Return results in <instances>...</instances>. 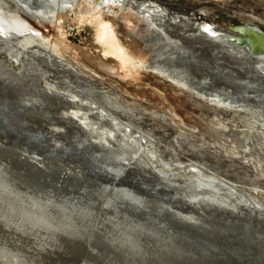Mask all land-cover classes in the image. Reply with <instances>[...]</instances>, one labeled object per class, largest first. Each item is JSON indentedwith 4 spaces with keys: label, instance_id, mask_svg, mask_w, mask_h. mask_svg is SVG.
<instances>
[{
    "label": "rangeland",
    "instance_id": "1",
    "mask_svg": "<svg viewBox=\"0 0 264 264\" xmlns=\"http://www.w3.org/2000/svg\"><path fill=\"white\" fill-rule=\"evenodd\" d=\"M34 2H36V0ZM40 2L41 1H39V3ZM127 2L137 5H146L148 7H158L166 15V26H164V32L168 29L165 32L166 36L160 43L159 41L158 43L155 41L156 45L149 50L150 54L148 53V47L153 45L154 42H151L148 36H146L147 39L145 38V40H143L142 36L137 34L136 29L131 31L126 30L128 35L125 36L123 35L125 34V30L123 34L121 32L124 37V44L135 56L143 57L145 55V57H149V59L153 57L155 60H153L152 64L164 67L168 69L170 74H175L180 78H184V80L188 82V85L193 88L194 92L207 93L210 95L214 94V96L216 94V96L224 100L227 99L228 102L234 104V107L226 109L225 106H223L225 111L219 108L217 109L215 104L210 100H205V102L203 97H198L196 93L193 95V92H191L192 90L188 89L192 94L191 96L187 89L185 90L181 86L156 74L146 73V71H132L127 68L128 70H126L125 73L126 79L106 71L105 68L116 63V61L112 58L103 57V47L97 43L94 25L86 21L80 22L77 14L78 9H76L75 12H69L66 17L63 18L61 28L54 27V31H52L54 37L50 41L51 43H45L38 38L37 40L38 42L41 41L42 45L52 44L51 48L57 54L81 67L82 71L85 72V77L82 76V78L80 77L74 79V81L65 83L63 80L65 76H49V73L57 70V66L47 61L44 63V57H39L41 59L40 61L39 58L36 59L31 55V57L27 56V45H24V47L23 45L17 47L11 52V43L10 45L5 44L3 45L4 48L2 51H0V164H2L3 167H5V164L6 167L8 166L10 169L13 168V173L16 172L14 174L17 175V178L23 177L22 175L20 176L21 173L27 176L30 175V171L26 173L29 168L25 166L26 169L23 163H27L31 168L41 166V164L36 163V160L33 159L35 154H38L41 158L43 157L41 160L42 163H48L49 159H55L51 160L52 162L49 161L56 165L54 166L55 171L51 170L50 173H53V177L57 174L56 169L59 171L71 167L70 169L73 170V173L75 172V175L64 172L66 173V177L64 178L66 181L63 180V184H56V186L59 185L58 188L55 186L56 179L49 177L50 179L48 178L45 180L43 177L41 178V176H36L38 174L34 173L35 171L33 170L31 176L33 175L32 177L37 179L38 183L35 179V181L33 180L32 182L39 186L43 185L45 187V192L49 193H45L47 194L45 195L43 194L44 192L41 191L42 194H40V196H42L43 199L48 198L49 200H55V198H58L61 194L62 197L60 196L59 200H56V202L58 201L57 204H61L60 207L63 205L67 208L70 207L69 209L71 210L74 209L75 216H80V214H83L85 211L89 212L90 216H88L90 218L85 220V223L88 222L89 232L93 236L106 232V234H109L106 236L110 237L114 236L115 233V235H121L122 233L124 235V233L132 231L143 236H141L143 239L140 241L144 244L143 246H147L146 242H150L149 245L151 244V247H149L152 249L161 246V244L164 245L166 242H174L177 246L179 245L180 248L182 245H187L188 251H191L189 254H192V256L196 258V254H198V258L200 257L199 259L203 261L205 259L204 257H209L206 260L218 261L220 259H225L228 264H264V252H262L264 251V159L261 157V153H264V150H262L264 149V77L261 76V73H258L262 72L264 74V62L259 59L250 60V58L247 57H242L244 60L242 59L240 62L231 56L227 57L225 55L226 53L223 54L221 52L222 49L227 50V47L223 48L218 40L211 37L209 38L203 33L206 27L205 25L208 23L211 24V27H223L228 30L230 26L242 25L245 26L244 28H252L264 33V0H127ZM176 21L177 23H173ZM112 22L116 24L115 20H112ZM50 26L51 25L45 23L46 29L52 28ZM172 26H176V31L174 33L170 31ZM208 27L210 26L207 25V28ZM43 28L44 26H42V29ZM197 31L204 34L206 38H203L205 36L199 37L197 35L199 32ZM118 33L120 34V32ZM194 33L197 37L195 35L193 37ZM178 34L180 35L178 36ZM186 35L190 36L187 37ZM199 39L204 41V44H208L209 47H201L202 43L198 41ZM8 47L10 49H8ZM20 51L22 55L26 52L23 55L26 57L27 61L25 64L21 57L18 56L21 55ZM28 54H30V52ZM14 55H17L19 59ZM34 58L36 60H34ZM44 69H47V72L44 71ZM253 70L257 71L254 72ZM36 75L40 76L38 77ZM261 77H263V79ZM88 78L90 80H88ZM84 79L87 80L86 84V80ZM75 80H79L77 82L78 85ZM50 82L52 85H55L53 86L56 90L60 89L63 91L65 88V92L69 90L67 93L69 96H77V93H79L80 96L86 97V100L77 96L76 98H78L79 101L72 105L71 102L68 103L63 97L50 91ZM100 82V86L104 83L103 85L109 84L111 88H114L113 90L117 89L128 104L133 106L138 105L140 108L143 106L149 115L144 117L143 114L137 116L135 113L137 117L132 118L128 112L121 109H111L108 113L103 112V115L99 113L97 109H88L89 105L95 106L96 104H100L103 106L105 103L106 99L103 97L106 96L99 93L100 90H102L98 84ZM79 84L82 87H80ZM83 84L87 87L85 92L81 91L83 87L85 89ZM173 84H175V86ZM43 87L45 89L41 91ZM191 98L192 100H190ZM97 99L100 102L104 100L103 104L98 102ZM208 101L211 102V105ZM216 109L223 111L221 115H219L221 120L213 118L212 121L209 117L213 115ZM83 113L87 116L86 119H80L79 115ZM160 113L165 115L168 114L167 117L170 122L168 121V123L160 117H153ZM109 114L110 116L108 117L107 115ZM92 115L95 116L97 120L90 119ZM203 119H206V123L208 120V125L211 124L209 127L213 128L219 135L216 134L217 136H215L214 133L208 132L201 122L204 121ZM115 121L122 123L120 125L115 124ZM125 123H129L130 127ZM122 124L124 127H120ZM230 128L233 130V133ZM124 129H127V132ZM54 130L56 131L53 132ZM106 132H112L114 134L111 133L113 136L110 134L108 135H110V139L116 145H114V143H104L105 138L108 137H105ZM114 132H117L118 135ZM226 132L231 133V135L233 134V138L236 137L243 141L244 146H238V143L232 139V136L227 138ZM234 132L237 133L235 134ZM96 133L98 138H93L92 135ZM131 134L136 135L134 137ZM50 142H52V144ZM258 145H260V147ZM49 146L53 148L50 149ZM253 146L256 147V150H254L255 148ZM120 148H123V150H120ZM257 148L262 149L260 150ZM68 150L74 151V153ZM135 150L139 153L135 155L136 157L125 159L128 155L127 153L135 154ZM11 151L15 153L16 151L23 152V157L29 158L31 162L30 160L26 161L25 159H21L23 161V163H21L22 161L20 159L17 160L11 157L13 156V152ZM27 151L30 153L28 154ZM241 155H243V158H241ZM244 156L245 158L247 157L245 160ZM248 158L251 159L247 160ZM113 159H115V161ZM116 159H118V161ZM111 161H113V163ZM143 161L148 165H143ZM32 164H34V166ZM112 164L115 167L112 166ZM197 164L202 167L195 166ZM14 165H16L17 168L19 166L20 170L19 168H14L16 167ZM116 165H118L119 168ZM110 166L115 169H110ZM121 167L122 169H120ZM106 168H108V171H106ZM161 168L165 174L160 171ZM199 168H202V171ZM199 170L200 173H198ZM113 171L115 172L111 173L113 174L111 175L109 172ZM117 171L119 174L116 173ZM172 171L174 174H171ZM161 175L164 176V178L163 176L161 177L163 179L167 177L164 180L165 182L161 181L163 180L160 178ZM209 176L212 179H210ZM154 178L157 181H154ZM12 179L14 178L12 177L10 179L7 178L6 174L3 175L4 181H10ZM67 179L68 182L73 181L72 179H77L76 182L78 185L77 183L76 185L71 182L68 183ZM41 180L42 183L40 184ZM152 181L155 182V185L157 183L159 185L157 184L155 187ZM52 182L53 184L51 185ZM81 183L83 187L80 188ZM130 183L134 185V187H131L132 185H130ZM229 184L236 186V189L234 187L233 190V188H231L232 186ZM226 185H228L229 189H226ZM73 187H76V189L80 191L78 190L77 192ZM41 188L43 190V187ZM63 190H65V193ZM129 190L131 192H129ZM24 195L26 198L33 197L30 196L31 194H27V192ZM195 196H199L200 199L204 200L200 205L198 204L192 207L189 205V200ZM124 197L127 199L125 198V200ZM225 200H228V203ZM185 202L187 204H185ZM125 208L129 209L125 211ZM141 208H143V210H141ZM188 211L195 214V217L198 218L197 221H199V223L196 224L197 226H194L195 228L193 226L186 227L187 225H183L172 218V214ZM65 214H67V212ZM209 216L211 218H209ZM251 217L253 220L250 219ZM198 224H200V227ZM249 227H252V231ZM172 232L175 233L173 234ZM125 237L128 239V236H124V238ZM243 237H246L245 239L247 242ZM256 240L257 242H254ZM192 241H195V245ZM251 241L254 245H252ZM214 243L216 245H214ZM197 245H200L201 249L199 248L200 246L198 247ZM195 246L197 247L195 248ZM222 246H224L225 249H223L224 247ZM212 248L214 250H212ZM192 250H194L193 253ZM199 250L202 251L200 252ZM245 251L249 252L245 253ZM194 253L196 256H194ZM200 253L202 256H200ZM177 262L183 263L184 261L179 260Z\"/></svg>",
    "mask_w": 264,
    "mask_h": 264
},
{
    "label": "bare ground",
    "instance_id": "2",
    "mask_svg": "<svg viewBox=\"0 0 264 264\" xmlns=\"http://www.w3.org/2000/svg\"><path fill=\"white\" fill-rule=\"evenodd\" d=\"M35 0H0V51H2V49L4 48V46L3 45H5V44H8V45H10V43H11V45H12V50H11V52L12 51H14L15 50V48H17V47H20V46H22L23 45V47H24V45H27V47L26 48H28V53L30 52V54H28L27 53V56H33V57H35L36 59L37 58H39V57H44L45 58V61H44V63L47 61L48 63H52L53 65H55V66H57V70H54V72H52V73H49V76H51V77H55V75L56 76H65L64 77V82L66 83H68V82H71V81H74V79H77V78H82V76H84L85 77V72H83L82 71V69H81V67H79L77 64H75V63H73L72 61H70V60H68V59H66V58H64V57H62L61 55H59V54H57L52 48H51V45L52 44H50V45H42L41 44V41H43V42H45V43H51L50 41L52 40V38L54 37V33H52V31H54V27H58V28H61L62 27V23H63V18H65L66 17V15L69 13V12H72V11H76V9H78V12H77V14H78V20L80 21V22H89L90 24H92V25H94V27H95V30H96V39H97V43L98 44H100L102 47H103V53H102V55H103V57L104 58H112V59H114L115 61H116V63H114V64H112L111 66H109V67H106L105 68V70L106 71H109V72H111V73H113V74H116V75H118L119 77H122V78H124V79H126V76H125V73H126V70H128V69H130V70H132V71H137V70H140V71H146V73L148 72V73H150V74H156V75H158V76H161V77H163L164 79H166V80H168V81H170V82H172V83H175V84H177L178 86H181L182 88H184L185 90L187 89V91H188V89H190V90H192L191 92H193L192 94L194 95V93H196V92H194V90H193V88L192 87H190L189 85H188V82H186L185 80H184V78H180V77H178V76H176L175 74H170L169 72H168V69H165L164 67H161V66H157L156 64L154 65V64H152V62H153V60H155L153 57L152 58H150L149 59V57H145V55L143 56V57H137V56H135L130 50H129V48L124 44V42H123V39H124V37H123V35L125 36V35H128V32H126V30L127 31H131V30H135L136 29V31H137V34L138 35H140V36H142V38H143V40H145V38H146V36H148L150 39L149 40H151V42L153 41L154 43H153V45H150V47H148L149 49H148V53L150 54V52H149V50L150 49H152L153 48V46H155L156 45V43H155V41H157V43H158V41H159V43H160V41H163V39H164V37L166 36L165 35V32L168 30H166L165 32H164V26H166V24H165V21H166V15H165V13L164 12H162V10L161 9H159L158 7H151V6H146V5H137V4H135V3H131V2H127V0H36V2H34ZM39 1H41L40 3H39ZM76 14V15H77ZM70 15V14H69ZM112 20H115L116 22V24H114L113 22H112ZM183 20H185V19H183ZM187 21V20H186ZM45 23L46 24H49V25H51L50 27H52V28H50V29H46L45 28ZM173 23H177V21L176 22H173ZM181 24V23H180ZM185 24V23H184ZM116 25V26H115ZM177 25H179V24H177ZM187 25V24H186ZM207 25L208 24H206L205 26L207 27ZM42 26H44V28L42 29ZM180 26V25H179ZM121 27V28H120ZM169 27V26H168ZM203 28V27H202ZM124 30H125V34H123V32H124ZM196 30H198V29H196ZM170 31H172L173 33L176 31V26H172L171 27V29H170ZM118 32H120V34L118 33ZM121 32H122V34H121ZM197 32H199V31H197ZM241 32H243L244 34H241V33H239V32H236V30H228L227 28H218V27H211V25H210V27H209V31L207 32V31H205L204 30V32L203 33H205V35L207 36V37H211V38H213V39H215V40H218V42L221 44V46H223V48H226L227 47V50L226 49H222V53L224 54V53H226L225 55L228 57V56H231V57H233V58H236V60H238V61H240L241 62V60L243 59L242 57H247V58H250V60L252 59V60H255V59H259V60H261L262 62H264V36H262L264 33H261V32H259V31H257L256 29H252V28H242L241 29ZM264 32V31H263ZM169 33V32H168ZM173 35V34H172ZM180 34H178V36H179ZM194 35H195V33L193 34V37H194ZM199 37L201 36H205L204 34H202L201 32H199L198 34H197ZM187 37H189L190 35H186ZM185 36V37H186ZM196 36V35H195ZM206 36L205 37H203V38H206ZM197 37V36H196ZM29 38H33V39H29ZM37 38L38 39H40L41 41H39L38 42V40H37ZM183 38V37H182ZM247 38H249V39H247ZM147 39V38H146ZM155 39H157V40H155ZM192 39V38H191ZM37 40V41H36ZM248 40V41H247ZM165 41V40H164ZM200 43H202V46L201 47H209V45L208 44H204L203 42L204 41H202V40H198ZM35 42V43H34ZM256 42H259V44H256ZM204 45V46H203ZM14 46H16V47H14ZM220 46V45H219ZM14 47V48H13ZM174 47V46H173ZM198 47V46H197ZM8 49H10L9 47H8ZM7 49V50H8ZM49 49V50H48ZM6 50V49H5ZM10 51V50H9ZM8 51V52H9ZM21 51H23V50H21ZM21 51H20V54H21ZM6 52V51H5ZM25 52V51H24ZM1 53V52H0ZM26 53V52H25ZM24 53V54H25ZM23 54V55H24ZM146 54H147V51H146ZM148 54V55H149ZM222 54V55H223ZM22 54L21 55H18V56H20L21 57V59L24 61V64L27 62L26 61V57H24ZM14 56H16L17 57V55H14ZM30 56V57H31ZM225 56V57H226ZM25 59H24V58ZM224 57V56H223ZM18 58V57H17ZM34 58V60H36ZM19 59V58H18ZM32 59V58H31ZM43 59V58H42ZM14 60V59H13ZM39 60L41 61V59L39 58ZM244 60V59H243ZM258 60V61H259ZM19 61V60H18ZM21 61V60H20ZM42 61V62H43ZM258 61H256V62H258ZM15 62H17V61H15ZM32 62V61H31ZM261 62V63H262ZM19 63V62H18ZM259 63H260V61H259ZM22 64V63H21ZM28 64V63H27ZM38 64V63H37ZM29 65H30V63H29ZM32 65V64H31ZM50 65V64H49ZM45 66H46V64H45ZM25 67V66H24ZM30 67V66H29ZM41 67V66H40ZM54 67V66H53ZM32 68V67H31ZM38 68V67H37ZM128 68V69H127ZM26 69H27V67H26ZM25 69V70H26ZM34 69V68H33ZM42 69V68H41ZM36 70V69H35ZM34 70V71H35ZM27 71V70H26ZM31 71H33V70H31ZM43 71V70H42ZM44 71H46L47 72V69L45 70L44 69ZM53 71V70H52ZM57 73H56V72ZM254 72L255 71H257V70H253ZM48 72H49V69H48ZM250 72V71H249ZM29 73V72H28ZM39 73V72H38ZM41 73H43V72H41ZM61 73H63V74H61ZM145 73V72H144ZM208 73V72H207ZM258 73H261V74H259V75H261V76H263L264 77V74L262 73V72H258ZM43 74H45V73H43ZM256 75H258V74H256ZM36 76H40V75H36ZM206 76V75H205ZM47 77V76H46ZM45 77V78H46ZM263 77H261L262 79H263ZM41 78H42V76H41ZM40 78V79H41ZM44 78V77H43ZM158 78V77H157ZM160 78V77H159ZM209 78V77H208ZM162 79V78H161ZM188 79V78H187ZM54 80V79H53ZM60 80V79H59ZM61 80H62V78H61ZM83 80V79H82ZM84 80H86V79H84ZM88 80H90L89 78H88ZM93 80V79H92ZM57 81V80H56ZM76 81V84H77V82L79 81H77V80H75ZM80 81H81V79H80ZM53 82V81H52ZM61 82V81H60ZM89 82V81H88ZM97 82H99V81H97ZM167 82V81H166ZM51 83V82H50ZM56 83V82H55ZM82 83V82H81ZM84 83V82H83ZM87 83V80H86V82H85V84ZM96 83V82H95ZM99 84V86H100V84H101V82L100 83H98ZM104 83H102V85L100 86L101 88H102V90H100L97 86V88L100 90V94H103L104 96H106V97H103V98H105L106 100H105V103L103 104V102H104V100H103V102H100V101H98V99H97V101L98 102H100V103H102L103 104V106L102 105H98V104H96L95 106H93V105H89V108L88 109H97V110H99V113H101L102 115L104 114L103 112H106V113H108V111L110 112V110L111 109H121V110H125L126 112H128L129 114H130V116L132 117V118H135V117H137V116H141L142 114H143V116L144 117H146L147 115H149L148 113H147V111L145 110V108L143 107V106H141V108L140 107H138V105L137 106H133V105H131V104H128L127 103V101H125V99H124V97H123V95L116 89V90H113L114 88H111V86L108 84V85H103ZM175 84H173L174 86H175ZM202 84H204V83H202ZM54 85V84H53ZM52 85V83L50 84V86H49V89H50V91H53L54 92V94H56V95H59V96H61V97H63V99H66L67 100V102L68 103H72V105H74L77 101H79V99L78 98H76L77 96H80L79 95V93H77V96H75V95H73V96H69L67 93L69 92V90L67 91V92H65L64 90H65V88H64V90L62 91V90H56L55 88H54V86ZM78 85V84H77ZM84 85V84H83ZM88 85V84H87ZM65 86V85H64ZM79 86H80V84H79ZM85 86V89H84V87H83V89L81 90L82 92H85L86 90H87V87H86V85H84ZM58 88H60L59 86H57ZM66 87V86H65ZM80 87H82V86H80ZM79 87V88H80ZM177 87V86H176ZM195 88V87H194ZM45 88L43 87L42 89H41V91H43ZM55 89V90H54ZM61 89H62V87H61ZM184 89H181V90H184ZM190 90L188 91V93H190ZM198 90V89H197ZM196 90V91H197ZM200 90V89H199ZM78 91V90H77ZM76 91V92H77ZM202 91V90H201ZM96 92H97V90H96ZM186 92V91H185ZM206 92V91H205ZM82 94H84V93H82ZM191 94V93H190ZM189 94V95H190ZM192 94H191V96H192ZM197 95H198V97H203V99H204V101L205 100H210L213 104H215V107H217V109L219 108V109H222V110H224L223 109V106H225V108L226 109H228L229 107H234V104H232V103H230V102H228V100L226 99V100H224V99H222V98H220V97H218V96H216V94H215V96H214V94L213 95H210V94H207V93H205V94H203V93H201V92H198V93H196ZM196 95V96H197ZM98 96H100V95H98ZM80 97H82V99H85L86 100V97H83V96H80ZM206 99H205V98ZM218 97V98H217ZM251 97V96H250ZM260 97H261V95H260ZM260 97H258V98H260ZM59 98V97H58ZM88 98V97H87ZM257 98V99H258ZM102 99V98H101ZM88 100V99H87ZM190 100H192V98L190 99ZM250 100V99H249ZM102 101V100H101ZM186 101V100H185ZM253 101V100H252ZM66 102V103H67ZM90 102V101H89ZM93 102V101H92ZM96 102V101H95ZM184 102V101H183ZM187 102V101H186ZM191 102V101H190ZM203 102V101H202ZM206 102V101H205ZM209 102V101H208ZM207 102V103H208ZM211 102H209L210 103V105H211ZM232 102V101H231ZM94 103V102H93ZM236 103V102H235ZM92 104V103H91ZM199 104V103H198ZM204 104V103H203ZM206 104V103H205ZM212 104V105H213ZM202 105V104H201ZM209 105V104H208ZM73 107V106H72ZM143 107V108H142ZM209 107H211V106H209ZM213 107V106H212ZM236 107V106H235ZM74 108H78V107H74ZM167 108V107H166ZM195 108V107H194ZM230 108V109H231ZM236 108H239L238 106L236 107ZM235 108V109H236ZM198 109V108H197ZM200 109V108H199ZM215 110L214 111V113H213V111H212V113H213V115H210V117H209V119L210 120H212L213 118H215V119H219V120H221V118L219 117V115H221V113L223 112L222 110ZM201 110V109H200ZM237 110V109H236ZM139 112V115H138V112ZM204 111V110H203ZM225 111V110H224ZM227 112H229V111H227ZM231 112V111H230ZM137 114V116H136V114ZM202 113V112H201ZM208 113V112H207ZM1 114V113H0ZM4 114V113H3ZM204 114V113H203ZM235 114V113H234ZM112 115V114H111ZM198 115V114H197ZM233 115V114H232ZM3 116V115H2ZM100 116V115H99ZM108 117L110 116V114L109 115H107ZM168 116V114H156V115H154L153 117L154 118H157V117H160V118H162V119H164V120H166V122H168L169 121V118L167 117ZM170 116V115H169ZM79 117H80V119H86L87 118V116L85 115V113H83L82 115H79ZM107 117V118H108ZM197 117V116H196ZM199 117V116H198ZM1 118V117H0ZM90 119H93V120H97V118L95 117V116H93L92 115V117H90ZM99 119V118H98ZM199 119H202V118H199ZM5 120V119H4ZM204 121L206 120V119H203ZM99 121V120H98ZM190 121V120H189ZM194 121H196V120H194ZM199 121V120H198ZM204 121H201L202 122V124L204 125V127H206V130L208 131V132H210V133H214L215 134V136H217V135H219L216 131H214V129L213 128H211V127H209V125L211 126V124H209L208 125V120H207V123H206V121L204 122ZM213 121V120H212ZM216 121V120H215ZM112 122H114V121H112ZM170 122V121H169ZM168 122V123H169ZM200 122V123H201ZM122 122H117V121H115V124H121ZM124 123V122H123ZM127 126H129L130 127V125H129V123H125ZM124 124V125H125ZM196 124V123H195ZM199 125H201V124H199ZM118 126V125H117ZM229 126H231V125H229ZM236 126V125H235ZM120 127H124L123 126V124H122V126H120ZM203 127V126H202ZM214 127V126H213ZM125 128H126V126H125ZM119 130V129H118ZM125 131L127 130V129H124ZM128 130H129V128H128ZM215 130H217V129H215ZM230 130H232L231 128H230ZM56 130H54L53 132H55ZM63 131V130H62ZM108 131V130H107ZM58 132V131H57ZM113 132V131H112ZM112 132H106V135H105V137L106 136H108L107 138H105V140H104V143H106V144H110V143H114V142H112V140L110 139V135H112L113 133ZM127 132V131H126ZM131 132V131H130ZM112 133V134H111ZM114 133H116V135H118V133L117 132H114ZM227 133V132H226ZM225 133V134H226ZM232 133H233V130H232ZM235 133V132H234ZM237 133V132H236ZM235 133V134H236ZM62 134V133H61ZM103 134V133H102ZM104 134H105V132H104ZM108 134H110V135H108ZM122 134V133H121ZM124 134H125V132H124ZM217 134V135H216ZM114 135V134H113ZM112 135V136H113ZM130 135V134H129ZM132 136H134L135 137V135H133V134H131ZM233 135V134H232ZM231 135V133H227L226 134V137L228 138V137H230V136H232ZM93 136V138H98L97 137V133L96 134H93L92 135ZM104 136V135H103ZM125 136V135H124ZM126 136H127V134H126ZM221 136V135H220ZM236 136V135H235ZM119 137V136H118ZM117 137V138H118ZM128 137V136H127ZM212 137H213V135H212ZM224 137V136H223ZM222 137V138H223ZM54 138V137H53ZM104 138V137H103ZM113 138V137H112ZM218 138V137H217ZM242 138V137H241ZM39 139V138H38ZM102 139V138H101ZM121 139V138H120ZM219 139V138H218ZM231 139V138H230ZM232 139L233 140H235L237 143H238V146H241V147H243L244 146V143H243V141H241L240 139H238V138H236V137H234L233 138V136H232ZM257 139V138H256ZM219 140H221V139H219ZM229 140V139H228ZM243 140V139H242ZM51 141V140H50ZM53 141H54V139H53ZM124 141V140H123ZM225 141V140H224ZM59 142V141H58ZM57 142V143H58ZM120 142V141H119ZM125 142V141H124ZM226 142V141H225ZM259 142V141H258ZM45 143V142H44ZM51 144H52V142H50ZM61 143V142H60ZM231 143H232V141H231ZM230 143V144H231ZM260 143H262V142H260ZM55 144V143H54ZM252 144V143H251ZM256 144H258V143H256ZM255 144V145H256ZM114 145H116L115 143H114ZM246 145V144H245ZM252 145H254V144H252ZM25 146V145H24ZM103 146H104V144H103ZM105 146H107V145H105ZM110 146V145H109ZM120 146V145H119ZM229 146V145H228ZM237 146V145H236ZM259 147H260V145H258ZM257 146V147H258ZM262 146V145H261ZM263 146H264V144H263ZM50 147V146H49ZM77 147V146H76ZM89 147V146H88ZM111 147H112V145H111ZM121 147V146H120ZM124 147V146H123ZM230 147V146H229ZM254 147V146H253ZM252 147V148H253ZM20 148V147H19ZM22 148V147H21ZM25 148V147H24ZM23 148V149H24ZM53 148V147H52ZM51 147H50V149H52ZM126 148V147H125ZM124 148V149H125ZM255 149L254 150H256V147H254ZM23 149H21V150H23ZM66 149V148H65ZM104 149V148H103ZM102 149V150H103ZM240 149V148H239ZM249 149V148H248ZM257 149H260V148H257ZM262 149V148H261ZM260 149V150H261ZM48 150V149H47ZM101 150V149H100ZM120 150H123V148L121 149L120 148ZM126 150V149H125ZM129 150H130V148H129ZM231 150V149H230ZM229 150V151H230ZM262 150H264V149H262ZM68 151H71V150H68ZM128 151V150H127ZM133 151V150H132ZM237 151V150H236ZM8 152V151H7ZM11 152H13V151H11ZM11 152H9V153H11ZM28 152V151H27ZM27 152H26V154H27ZM30 152H31V150H30ZM30 152H28V154L30 153ZM35 152V151H34ZM71 152H73L74 153V151H71ZM76 152V151H75ZM129 152V151H128ZM252 152V151H251ZM259 152V151H258ZM22 153L23 152H17L16 151V153L15 152H13V156H11V157H14L15 159H25L26 161L27 160H30L29 158H26V157H23V155H22ZM32 153V152H31ZM116 153V152H115ZM134 153L135 154H129V153H127L128 155H127V157H125V159L126 158H134V157H136L135 155H137V154H139L136 150L134 151ZM239 153H240V150H239ZM243 153V152H242ZM256 153V152H255ZM24 154H25V151H24ZM83 154V153H82ZM111 154V153H110ZM1 155V154H0ZM6 155V154H5ZM10 155V154H9ZM257 155H259V154H257ZM112 156V155H111ZM117 156V155H116ZM119 156H121V155H119ZM143 156V155H142ZM155 156V155H154ZM242 156V157H241ZM240 157L241 158H243V155H241ZM246 156V155H245ZM245 156H244V160L247 158H245ZM51 157V156H50ZM124 157V156H123ZM146 157V156H145ZM156 157V156H155ZM261 157L264 159V153H261ZM2 158V157H1ZM8 158H10V157H8ZM43 158V157H42ZM42 158L38 155V154H35L34 156H33V159L34 160H36V163H38V164H41V166L40 167H37L36 166V168H31L30 166H28V164L27 163H23V161L21 162V163H23L24 164V167L25 166H27V168H29V169H27L26 167V169H27V172L26 173H29V171H30V176H31V174H32V170L33 171H35L34 173H37L38 175H36V176H41V178L43 177L45 180H47L49 177L50 178H54V179H56V183H55V186H56V184H63V182L64 181H66V180H64V178L66 177V173H64V172H68V173H70V174H73V175H75V172L73 173V170H71L69 167L68 168H64V169H62V170H57L56 169V173L58 174H56V176L55 177H53L54 175H53V173L52 174H50L51 173V170L52 171H55V169H54V166H56L55 164H53V163H51L52 161L51 160H55V159H49L48 160V163H42ZM113 158V157H112ZM118 158V157H117ZM240 158V159H241ZM252 158V157H251ZM251 158H248L247 160H250ZM5 159V158H4ZM139 159V158H138ZM239 159V160H240ZM3 160V159H2ZM44 160V159H43ZM62 160V159H61ZM103 160V159H102ZM114 161H115V159H113ZM117 161H118V159H116ZM137 160V159H136ZM147 160V159H146ZM242 160V159H241ZM240 160V161H241ZM252 160H253V158H252ZM251 160V161H252ZM45 161V160H44ZM47 161V160H46ZM49 161H51V162H49ZM98 161V160H97ZM108 161V160H107ZM151 161V160H150ZM254 161V160H253ZM16 162V161H15ZM25 162V161H24ZM30 162H31V160H30ZM92 162H93V160H92ZM112 163H113V161H111ZM130 162V161H129ZM133 162H135V161H133ZM132 162V163H133ZM137 162V161H136ZM148 162V161H147ZM146 162V163H147ZM231 162H233V161H231ZM29 163V162H28ZM55 163V162H54ZM64 163V162H63ZM98 163V162H97ZM110 163V162H109ZM139 163H140V161H139ZM141 163H142V161H141ZM242 163V162H241ZM250 163V162H249ZM254 163V162H253ZM257 163H258V161H257ZM43 164H45V165H43ZM61 164H62V162H61ZM66 164V163H65ZM111 164V163H110ZM129 164V163H128ZM138 164V163H137ZM255 164H256V162H255ZM263 164V163H262ZM2 164H0V166H1ZM30 165H31V163H30ZM33 166H34V164H32ZM53 165V166H52ZM63 165V164H62ZM66 165H68V164H66ZM74 165V164H73ZM97 165V164H96ZM131 165V164H130ZM143 165H146L145 164V161H143ZM148 165V164H147ZM146 165V166H147ZM14 166H16V165H14ZM71 166V165H70ZM112 166H114L113 164H112ZM116 166H118V165H116ZM195 166H197V167H202L201 165H199V164H197V165H195ZM256 166V165H255ZM6 167V166H5ZM8 167V166H7ZM103 167V166H102ZM111 167V166H110ZM115 167V166H114ZM9 168V167H8ZM14 168H17V166L16 167H14ZM18 168H19V166H18ZM17 168V169H18ZM53 168V169H52ZM73 168V167H72ZM104 168V167H103ZM118 168H119V166H118ZM5 169V168H4ZM13 169V168H12ZM22 169H23V167H22ZM101 169V168H100ZM107 170L106 171H108V168H106ZM110 169H113V167H111ZM115 169V168H114ZM113 169V170H114ZM120 169H122V167L120 168ZM120 169H117V170H120ZM147 169V168H146ZM151 169V168H150ZM196 169V168H195ZM200 169V168H199ZM202 169V168H201ZM200 169V170H201ZM204 169V168H203ZM14 170H16V169H14ZM19 170H20V168H19ZM19 170H18V172H19ZM81 170V169H80ZM83 170V169H82ZM103 170V169H102ZM154 170H155V168H154ZM158 170V169H157ZM197 170V169H196ZM200 170L198 171V173H200ZM22 171H24V170H22ZM105 171V170H104ZM159 171V170H158ZM163 174H165V172L162 170V168H161V170H160ZM202 171V170H201ZM86 172V171H85ZM84 172V173H85ZM115 171H113V172H109L110 174L111 173H114ZM121 172V171H120ZM152 172V171H151ZM197 172V171H196ZM14 173H16V172H14ZM55 173V172H54ZM80 173H82V172H80ZM109 173H107V174H109ZM116 173H118V171L116 172ZM115 173V174H116ZM155 173V172H154ZM202 173V172H201ZM20 174V173H19ZM78 174V173H77ZM119 174V173H118ZM151 174V173H150ZM169 174V173H168ZM171 174H174L173 173V171L171 172ZM170 174V175H171ZM176 174V173H175ZM193 174V173H192ZM191 174V175H192ZM195 174V173H194ZM197 174V173H196ZM25 176L26 174H20V176ZM53 175V176H52ZM82 175V174H81ZM86 175V174H85ZM89 175V174H88ZM111 175H113V174H111ZM129 175V174H128ZM154 175V174H153ZM33 176V175H32ZM34 176H35V174H34ZM83 176V175H82ZM115 176V175H114ZM118 176V175H117ZM159 176V175H158ZM163 175H161L160 176V178L162 177ZM215 176H216V174H215ZM14 179H12V180H10V181H4L3 180V175H2V172L0 173V184L2 185V187H5V186H7V188H5L6 190H8V192H7V195H12V197H18L19 198V203H20V205L22 206H24V205H26V203H28L27 205L28 206H25V207H28L29 209H28V211L29 212H32V213H34V214H36V215H33V214H29V215H33L32 217H34L35 219H40V220H44V221H47V219H48V217L50 218L51 216H49V213L52 215V217H54L55 218V220H53L54 221V223H55V225H57L58 227H67V231L69 232V233H72V235H77V233L75 234V232H77V231H79V232H81V234L82 233H84V235L86 236H89V237H91L90 236V233H89V231H90V229H89V225H88V222L87 223H85V220H87V219H89L90 217V213L89 212H87V211H85V212H83V214H80V216H75L74 215V209L73 210H71V209H69V208H67L66 206H61L60 207V205L61 204H57V202H56V200H59V197L61 196V194H60V196L57 198H55V200L54 199H52V200H49L48 198H44L43 199V197L42 196H40V194H41V190H39V194L38 195H35V194H31L30 196H33L32 198H26V196L24 195V194H26V191H20L17 187V182H16V178H17V175H15V176H12ZM19 177V176H18ZM69 177V176H68ZM77 177V176H76ZM85 177V176H84ZM87 177V176H86ZM116 177V176H115ZM139 177V176H138ZM210 177V176H209ZM49 178V179H50ZM159 178V179H160ZM163 178H164V176H163ZM163 178H161V179H163ZM167 178V177H166ZM165 178V179H166ZM200 178V177H199ZM206 178V177H205ZM11 179V178H10ZM22 179V178H21ZM35 179V178H34ZM33 179V180H34ZM112 179V178H111ZM126 179V178H125ZM165 179H163V180H161L162 182L165 180ZM197 179V178H196ZM209 179V178H208ZM210 179H212L211 177H210ZM215 179V178H214ZM216 179H219V178H216ZM221 179V178H220ZM36 180V182H37V179H35ZM34 180V181H35ZM44 180V181H45ZM64 180V181H63ZM73 181H69L68 182V179H67V182L68 183H73V184H75L76 185V180L77 179H72ZM81 180V179H80ZM83 180V179H82ZM93 180V179H92ZM121 180V179H120ZM128 180V179H127ZM126 180V181H127ZM130 180V179H129ZM140 180V179H139ZM154 181H157V180H155V178L153 179ZM191 180V179H190ZM206 180V179H205ZM87 181V180H86ZM114 181V180H113ZM131 181H133V180H131ZM187 181H188V178H187ZM186 181V182H187ZM195 181V180H194ZM212 181V180H211ZM218 181V180H217ZM221 181V180H220ZM51 182V181H50ZM84 182V181H83ZM82 182V183H83ZM88 182H89V180H88ZM140 182V181H139ZM138 182V183H139ZM146 182V181H145ZM153 182V181H152ZM165 182V181H164ZM172 182V181H171ZM182 182H183V180H182ZM207 182H208V180H207ZM38 183V182H37ZM42 183V180H41V182H40V184ZM44 183V182H43ZM82 183L80 184L81 186H80V188L81 187H83L82 186ZM85 183V182H84ZM144 183V182H143ZM149 183V182H148ZM195 183V182H194ZM53 184V182L51 183V185ZM88 184V183H87ZM152 184H154L155 185V182H153ZM151 184V185H152ZM158 184V183H157ZM156 184V185H157ZM168 184H169V182H168ZM202 184V183H201ZM208 184V183H207ZM0 185V186H1ZM37 185V186H36ZM70 185V184H69ZM69 185H66V186H69ZM77 185H78V183H77ZM94 185V184H93ZM130 185H132L131 183H130ZM144 185H147V184H144ZM156 185H155V187H156ZM159 185V184H158ZM161 185V184H160ZM170 185H173V184H170ZM229 185H231L232 187L231 188H233V190H234V187H235V189H236V186H234V185H232V184H229ZM59 186V185H58ZM58 186H56L57 188H58ZM65 186V187H66ZM74 186V185H73ZM164 186H166V185H164ZM197 186H198V184H197ZM209 186V185H208ZM35 187H38L39 189H42L41 187H43V190H44V186L43 185H41V186H39L38 184H36L35 183ZM61 187H62V185H61ZM70 187H72V186H70ZM77 187V186H76ZM76 187H73V189L75 188L76 189ZM131 187H134V185H132ZM136 187V186H135ZM152 187V186H151ZM154 187V188H155ZM159 187H161V186H159ZM158 187V188H159ZM55 188V187H54ZM53 188V189H54ZM63 188H64V186H63ZM67 188V187H66ZM77 188H79V187H77ZM79 188V189H80ZM88 188V187H87ZM89 188H90V185H89ZM92 188V187H91ZM141 188V187H140ZM149 188H150V185H149ZM153 188V187H152ZM165 188V187H164ZM208 188V187H207ZM210 188H211V186H210ZM216 188V187H215ZM215 188H214V190H215ZM220 188V187H219ZM49 189V188H48ZM68 189V188H67ZM78 189V190H79ZM104 189V188H103ZM126 189V188H125ZM145 189V188H144ZM156 189V188H155ZM200 189V188H199ZM198 189V190H199ZM213 189V188H212ZM226 189H229V187H228V185H226ZM77 190V189H76ZM78 190H77V192H78ZM127 190V189H126ZM125 190V191H126ZM154 190V189H153ZM157 190V189H156ZM163 190V189H162ZM196 190V189H195ZM217 190H219V189H217ZM11 191H12V193H11ZM65 190H63V192H64ZM80 191V190H79ZM128 191V190H127ZM137 191V190H136ZM171 191V190H170ZM42 192H44V193H48V192H45V190L44 191H42ZM68 192V191H67ZM90 192V191H89ZM129 192H131L130 190H129ZM238 192V191H237ZM14 193V194H13ZM43 193V194H44ZM54 193V192H53ZM65 193V192H64ZM120 193V192H119ZM124 193V192H123ZM146 193V192H145ZM148 193V192H147ZM217 193V192H216ZM221 193V192H220ZM28 194V193H27ZM49 194V193H48ZM63 194V193H62ZM90 194H91V192H90ZM135 194V193H134ZM139 194V193H138ZM170 194V193H169ZM176 194H177V192H176ZM201 194V193H200ZM204 194V193H203ZM212 194V193H211ZM210 194V195H211ZM224 194V193H223ZM229 194V193H228ZM233 194H234V192H233ZM45 195H47V194H45ZM57 195V194H56ZM125 195V194H124ZM130 195V194H129ZM128 195V196H129ZM168 195V194H167ZM232 195V194H231ZM239 195V194H238ZM28 196V195H27ZM63 196H64V194H63ZM85 196V195H84ZM134 196V195H133ZM142 196V195H141ZM227 196V195H226ZM62 197V196H61ZM127 197V196H126ZM126 197H124V199L126 198ZM185 197V196H184ZM219 197V196H218ZM220 197H222V196H220ZM223 197H225V196H223ZM10 200L12 199V198H10V197H8ZM54 198V197H53ZM64 198V197H63ZM66 198V197H65ZM114 198V197H113ZM112 198V199H113ZM135 198V197H134ZM175 198V197H174ZM182 198V197H181ZM240 198H242V197H240ZM108 199V198H107ZM127 199V198H126ZM125 199V200H126ZM184 199V198H183ZM225 199V198H224ZM228 199V198H227ZM230 199V198H229ZM237 199V198H236ZM106 200V199H105ZM135 200V199H134ZM177 200V199H176ZM181 200V199H180ZM203 200L204 199H200V197L199 196H195V197H193L191 200H189V202L191 203H189V205L190 206H192V207H195L196 205H200L201 203H203ZM231 200H232V198H231ZM240 200V199H239ZM18 201V200H17ZM17 201H15V203H17ZM146 201H148V200H146ZM145 201V202H146ZM226 201V200H225ZM228 201V200H227ZM226 201V202H227ZM236 201V200H235ZM109 202V201H108ZM113 202V201H112ZM116 202V201H115ZM119 202V201H118ZM132 202V201H131ZM134 202H136V201H134ZM151 202V201H150ZM154 202V201H153ZM244 202V201H243ZM60 203V202H59ZM62 203V202H61ZM119 203H121V202H119ZM123 203H124V201H123ZM143 203V202H142ZM147 203V202H146ZM179 203V202H178ZM209 203V202H208ZM207 203V204H208ZM218 203V202H217ZM228 203V202H227ZM236 203V202H235ZM240 203V202H239ZM116 204H118V203H116ZM125 204V203H124ZM123 204V205H124ZM167 204V203H166ZM185 204H187L186 202H185ZM129 205V204H128ZM138 205V204H137ZM142 205V204H141ZM162 205V204H161ZM165 205V204H164ZM172 205H174V204H172ZM182 205V204H181ZM188 205V206H189ZM209 205V204H208ZM241 205V204H240ZM262 205V204H261ZM127 206V205H126ZM125 206V207H126ZM136 206V205H135ZM134 206V207H135ZM143 206V205H142ZM146 206H147V204H146ZM145 206V207H146ZM151 206V205H150ZM189 206V207H190ZM238 206V205H237ZM256 206V205H255ZM76 207V206H75ZM74 207V208H75ZM129 207V206H128ZM133 207V208H134ZM166 207H168V206H166ZM171 207V206H170ZM206 207V206H205ZM205 207H203V208H205ZM79 208V207H78ZM127 208V207H126ZM125 208V211L126 210H128V209H126ZM172 208V207H171ZM184 208H186V207H184ZM48 209H50L48 212H47V210ZM94 209V208H93ZM115 209H116V207H115ZM132 209V208H131ZM130 209V210H131ZM135 209V208H134ZM158 209V208H157ZM163 209H164V207H163ZM169 209V208H168ZM234 209V208H233ZM259 209V208H258ZM62 210H65V211H62ZM69 210V211H68ZM75 210H77V209H75ZM83 210V209H82ZM129 210V211H130ZM136 210V209H135ZM138 210H139V208H138ZM141 210H143V208H141ZM146 210V209H145ZM144 210V211H145ZM165 210V209H164ZM172 210V209H171ZM175 210V209H174ZM178 210V209H177ZM191 210V209H190ZM206 210V209H205ZM208 210V209H207ZM219 210V209H218ZM62 211V212H61ZM121 211V210H120ZM124 211V210H123ZM124 211V212H125ZM132 211H133V209H132ZM158 211V210H157ZM59 212H61V214L59 213ZM67 212V214H65ZM113 212V211H112ZM128 212V211H127ZM126 212V213H127ZM134 212V211H133ZM147 212H148V210H147ZM150 212V211H149ZM172 212V211H171ZM195 212H196V210H195ZM203 212V211H202ZM209 212V211H208ZM256 212V211H255ZM264 212V211H263ZM115 213H116V211H115ZM119 213V212H118ZM120 213H122V212H120ZM132 213V212H131ZM162 213V212H161ZM200 213V212H199ZM53 214H57L56 216H53ZM76 214V213H75ZM123 214V213H122ZM128 214H129V212H128ZM128 214H126V215H128ZM133 214V213H132ZM150 214V213H149ZM177 214H179L180 215V218H182V219H184V220H188V221H193V222H195L196 224L197 223H199V221H197V217H195V214H193L192 212H181V213H177ZM201 214V213H200ZM199 214V215H200ZM204 214H206V213H204ZM213 214V213H212ZM211 214V215H212ZM260 214V213H259ZM89 215V216H88ZM116 215V214H115ZM121 215V214H120ZM124 215V214H123ZM125 215V216H126ZM145 215V214H144ZM147 215V214H146ZM163 215V214H162ZM175 215V214H174ZM132 216V215H131ZM134 216H136V215H134ZM167 216H169V215H167ZM213 216V215H212ZM117 217V216H116ZM121 217H123V216H121ZM120 217V218H121ZM142 217V216H141ZM53 218V219H54ZM125 218V217H124ZM172 218H173V216H172ZM200 218V217H199ZM209 218H211L210 216H209ZM132 219V218H131ZM130 219V220H131ZM165 219V218H164ZM206 219V218H205ZM217 219V218H216ZM250 219H252L253 220V218L251 217ZM118 220H120V219H118ZM135 220V219H134ZM211 220V219H210ZM128 221V220H127ZM143 221V220H142ZM226 221V220H225ZM112 222V221H111ZM124 222V221H123ZM122 222V223H123ZM131 222V221H130ZM162 222V221H161ZM168 222V221H167ZM177 222V221H176ZM205 222V221H204ZM216 222V221H215ZM253 222V221H252ZM114 223V222H113ZM158 223V222H157ZM207 223V222H206ZM212 223H214V222H212ZM242 223V222H241ZM251 223V222H250ZM133 224V223H132ZM159 224V223H158ZM203 224V223H202ZM237 224V223H236ZM245 224H246V222H245ZM248 224V223H247ZM253 224V223H252ZM256 224V223H255ZM258 224V223H257ZM88 225V226H87ZM142 225V224H141ZM199 225V227H200V224H198ZM209 225V224H208ZM215 225V224H214ZM234 225V224H233ZM239 225V224H238ZM242 225V224H241ZM244 225V224H243ZM132 226V225H131ZM130 226V227H131ZM139 226V225H138ZM197 226V225H196ZM221 226V225H220ZM225 226H226V224H225ZM231 226H232V224H231ZM240 226V225H239ZM239 226H237V227H239ZM246 226V225H245ZM250 226V225H249ZM255 226V225H254ZM119 227V226H118ZM123 227V226H122ZM128 227V226H127ZM137 227V226H136ZM163 227V226H162ZM167 227V226H166ZM186 227H188V226H186ZM194 227V226H193ZM192 227V228H193ZM213 227V226H212ZM230 227V226H229ZM243 227V226H242ZM255 227H257V226H255ZM163 228H165V227H163ZM195 228V227H194ZM205 228H207V227H205ZM219 228V227H218ZM221 228V227H220ZM225 228V227H224ZM245 228H247V227H245ZM252 228V227H251ZM251 228L249 227V229L251 230ZM260 228V227H259ZM126 229V228H125ZM175 229V228H174ZM232 229V228H231ZM255 229V228H254ZM74 231V232H72V231ZM104 230V229H103ZM109 230V229H108ZM256 230H257V228H256ZM105 231V230H104ZM174 231V230H173ZM179 231V230H178ZM209 231V230H208ZM226 231H228V230H226ZM233 231V230H232ZM252 231V230H251ZM250 231V232H251ZM78 232V233H79ZM138 232V231H137ZM141 232V231H140ZM221 232V231H220ZM236 232V231H235ZM247 232H248V229H247ZM246 232V233H247ZM254 232V231H253ZM257 232H258V230H257ZM261 232V231H260ZM7 232H2V231H0V260H1V258L3 259V262H1L0 261V264H14V263H16V264H54V262H52V261H49L48 259L49 258H51L50 257V255L48 254V253H46V251L45 250H40L38 247H35V248H33V245H34V242L33 241H28V240H26L25 239V241H22L21 239H19V238H13V236H10V239L11 240H17V242L18 243H14V245H11L12 247H10L9 246V244H8V242H7V238L5 237V235H7L6 234ZM95 233V232H94ZM132 233V234H131ZM173 233V232H172ZM171 233V234H172ZM175 233V232H174ZM173 233V234H174ZM197 233V232H196ZM232 233V232H231ZM238 233V232H237ZM245 233V232H244ZM116 234V233H115ZM114 234V236H110V237H107L109 234H106V232H104V233H99V235L97 234V235H95V237H94V239H95V242L96 241H98V242H100V243H104V244H107V245H109L110 244V246L113 248V250H115V251H117V253H118V255L122 258V259H124V256H125V258L126 259H129V261L130 260H135V258H136V260H137V264H228L227 262H226V260L225 259H220V260H216V261H209V260H206L207 258H209V257H204L205 259H204V261L202 260V259H199L198 258V254H196L197 255V258L196 257H193L192 256V254H189V252H191V251H188V248L186 247L187 245H182V247L180 248V246L178 245H176L174 242H166V243H164V245H162L161 244V246H158L157 248H150L151 246V244L149 245V243L148 242H146V244H147V246H143L144 244H142L140 241H142V235H140V234H137V233H134V232H126V233H124V235H123V233L121 234V235H115ZM170 234V235H171ZM186 234V233H185ZM240 234V233H239ZM107 235V236H106ZM112 235V234H111ZM149 235V234H148ZM225 235V234H224ZM228 235H229V233H228ZM241 235H244V234H241ZM240 235V236H241ZM247 235H248V233H247ZM254 235V234H253ZM258 235V234H257ZM256 235V236H257ZM124 236H128V239L126 240L125 238H124ZM142 236V237H141ZM175 236V235H174ZM188 236V235H187ZM237 236V235H236ZM104 237H106V238H104ZM145 237V236H144ZM172 237V236H171ZM170 237V238H171ZM253 237V236H252ZM252 237H250V238H252ZM255 237V236H254ZM261 237V236H260ZM113 238V239H112ZM164 238H166V237H164ZM242 238V237H241ZM244 238V237H243ZM246 238V237H245ZM244 238V239H245ZM263 238H264V236H263ZM108 239V240H107ZM145 239V238H144ZM148 239V238H147ZM146 239V240H147ZM256 239V238H255ZM260 239V238H259ZM146 240H144V241H146ZM149 240V239H148ZM157 240V239H156ZM159 240V239H158ZM176 240V239H175ZM181 240V239H180ZM192 240V239H191ZM242 240V239H241ZM248 240V239H247ZM250 240V239H249ZM253 240V239H252ZM258 240V239H257ZM257 240L256 241H254V242H257ZM182 241V240H181ZM180 241V242H181ZM229 241V240H228ZM244 241V240H243ZM245 241H246V239H245ZM111 242H114V243H116L115 245L113 244H111ZM152 242V241H151ZM193 242V241H192ZM195 242V241H194ZM194 242H193V244H194ZM247 242V241H246ZM252 242V241H251ZM161 243V242H160ZM211 243V242H210ZM245 243V242H244ZM264 243V242H263ZM262 243V244H263ZM185 244V243H184ZM238 244V243H237ZM259 244V243H258ZM40 245V244H39ZM192 245V244H191ZM195 245V244H194ZM201 245V244H200ZM199 245V246H200ZM214 245H216L215 243H214ZM227 245V244H226ZM245 245V244H244ZM243 245V246H244ZM248 245V244H247ZM252 245H254L253 244V242H252ZM261 245V244H260ZM122 246V247H121ZM150 246V247H149ZM193 246V245H192ZM198 246V245H197ZM197 246H195V248L197 247ZM198 246V247H199ZM207 246H209V245H207ZM243 246H242V248H243ZM250 246V245H249ZM257 246V245H256ZM259 246V245H258ZM8 247H10V248H8ZM190 247V246H189ZM212 247V246H211ZM211 247H209V248H211ZM217 247V246H216ZM222 247H224V246H222ZM251 247V246H250ZM253 247V246H252ZM200 249H201V246L199 247ZM239 248H241V247H239ZM253 248H255V247H253ZM261 248V247H260ZM260 248H258V249H260ZM203 249V248H202ZM205 249V248H204ZM207 249H208V247H207ZM218 249V248H217ZM221 249V248H220ZM223 249H225V247L223 248ZM222 249V250H223ZM257 249V248H256ZM196 250V249H195ZM210 250V249H209ZM212 250H214L213 248H212ZM211 250V251H212ZM227 250V249H226ZM249 250V249H248ZM254 250V249H253ZM193 251L194 250H192V253H193ZM200 251V250H199ZM202 251V250H201ZM200 251V252H201ZM220 251V250H219ZM232 251V250H231ZM244 251V250H243ZM262 251V250H261ZM217 252V251H216ZM215 252V253H216ZM222 252V251H221ZM247 251H245V253H246ZM249 252V251H248ZM247 252V253H248ZM255 252V251H254ZM262 252H264V251H262ZM204 253V252H203ZM208 253V252H207ZM206 253V254H207ZM210 253V252H209ZM212 253V252H211ZM228 253V252H227ZM230 253H232V252H230ZM229 253V254H230ZM251 253H253V252H251ZM201 254V253H200ZM223 254V253H222ZM235 254V253H234ZM258 254V253H257ZM195 255V253H194V256H196ZM212 255V254H211ZM215 255V254H214ZM213 255V256H214ZM256 255V254H255ZM200 256H202V254L200 255ZM210 256V255H209ZM15 257V258H14ZM212 257V256H211ZM211 257H210V259H211ZM232 257V256H231ZM264 257V256H263ZM16 259V261L14 262H12V259ZM48 258V259H47ZM131 258V259H130ZM222 258V257H221ZM226 259H228V258H226ZM229 259H231V258H229ZM261 259V258H260ZM264 259V258H263ZM46 260H47V263H46ZM179 260H182V261H184L183 263L181 262V263H179V262H177V261H179ZM209 261V262H208ZM248 264V263H247Z\"/></svg>",
    "mask_w": 264,
    "mask_h": 264
},
{
    "label": "water",
    "instance_id": "3",
    "mask_svg": "<svg viewBox=\"0 0 264 264\" xmlns=\"http://www.w3.org/2000/svg\"><path fill=\"white\" fill-rule=\"evenodd\" d=\"M244 27L245 26L237 25L230 26L229 29L244 34L241 32V29ZM262 36H264V34ZM256 44H259V42H256ZM4 166L6 165L4 164ZM4 168L5 167L1 165L0 173L2 172L3 175L6 174L7 178H12V175L15 176L12 169L7 167ZM22 178L23 179L17 178L16 180L17 188L20 191H26L28 194L32 195H38L40 193L39 190L44 191L35 187V183L32 182L34 179L32 176L25 175ZM7 186H0V231L7 232L5 237L10 247H12L11 245H14V243H18L17 240L10 239V236H13V238H19L22 241H25V239L33 241V248L38 247L40 250H45L51 257L47 259L54 262V264H137L136 258L135 260L132 259L129 261V259H126L124 256V259H122L117 251L113 250L110 244L107 245L98 241L95 242V236L90 232L91 237L85 236L84 233L81 234L79 231L75 232L77 235H72V233L67 231V227H58L53 221L55 218L48 212L50 209H48L47 212L51 217H48L47 221L35 219L32 216L36 214L29 212V208L25 207L28 206V203L21 206L18 197L7 195L8 190L5 189ZM8 197L12 199L10 200ZM15 201H17V203H15ZM61 212L59 213L61 214ZM56 215L57 214H53V216ZM172 216L173 219H176L183 225H196L193 221L180 218L179 214H172ZM111 244L115 245L116 243L111 242ZM14 258L12 262L16 261ZM0 261L3 262V259L1 258Z\"/></svg>",
    "mask_w": 264,
    "mask_h": 264
},
{
    "label": "built area",
    "instance_id": "4",
    "mask_svg": "<svg viewBox=\"0 0 264 264\" xmlns=\"http://www.w3.org/2000/svg\"><path fill=\"white\" fill-rule=\"evenodd\" d=\"M210 25H211V24H210V23H208V26H210ZM204 30L208 32V31H209V27H208V28H207V27H205V28H204Z\"/></svg>",
    "mask_w": 264,
    "mask_h": 264
}]
</instances>
